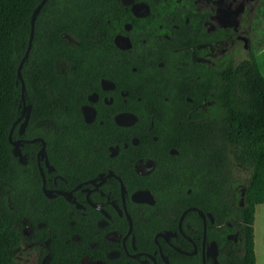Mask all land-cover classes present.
<instances>
[{"label": "flooded vegetation", "instance_id": "1", "mask_svg": "<svg viewBox=\"0 0 264 264\" xmlns=\"http://www.w3.org/2000/svg\"><path fill=\"white\" fill-rule=\"evenodd\" d=\"M258 2L98 3L94 34L89 48L77 52L76 68L67 61L57 65L61 76L75 74L78 112L98 143L80 148L74 163L64 154L59 170L51 165L47 147L41 160L46 188L55 195L49 199L62 198L61 212L69 226L89 230L95 239L90 248L99 243L106 247V259L85 256L81 264L120 259L125 264H171L172 250L203 264L204 254L217 243L209 240V229L224 246L217 244L216 259L206 262L241 264L246 235L240 219H226V212H238L243 205V182L250 168L226 163L222 155L223 160L209 161L207 148L192 143L195 131L189 126L211 118L210 109L218 101L216 86L224 80L227 63L239 65V57L242 60L252 45L242 44V33L253 27ZM64 37L80 44L71 35ZM23 121L18 124L22 136L28 127L21 133ZM25 144L40 145L31 150L40 172L42 143ZM41 180L43 190L42 175ZM227 199L232 209L226 207ZM26 224L31 237L34 229ZM73 238L80 240L78 234ZM40 245L46 250L40 264H49V241Z\"/></svg>", "mask_w": 264, "mask_h": 264}, {"label": "trees", "instance_id": "2", "mask_svg": "<svg viewBox=\"0 0 264 264\" xmlns=\"http://www.w3.org/2000/svg\"><path fill=\"white\" fill-rule=\"evenodd\" d=\"M41 1L0 0V264H21L15 250L24 242H34L40 248L39 264L46 255L40 244L46 241L49 264H81L85 256L106 259L103 243L94 249L89 247L95 240L89 237V230L69 226L61 212L62 198L49 199L44 194L36 155L31 152L40 145L25 144L21 161L9 141L10 131L22 112L17 69L28 46L32 14ZM100 2L49 0L37 18L33 48L23 67L26 100L32 112L25 134H19L18 125L13 139L44 138L49 161L58 170L64 154L67 161L74 163L80 148L98 143L80 118V87L75 74L63 77L57 65L67 61L76 68L77 52L89 48ZM262 20L264 0H259L253 27ZM66 34L80 44H70ZM262 35L244 51L239 65L227 63L224 80L216 86L218 101L210 109L211 118L189 126L195 131L192 143L207 148L209 161L223 160L222 155L226 163L237 162L250 168L244 182L243 205L237 207L238 212H226V219H240L246 235L241 264H256L253 225L257 206L264 204V76L256 58L264 49V29ZM226 207L232 209L228 199ZM26 223L34 229L31 237L24 235ZM76 234L80 240H74ZM208 236L210 241L224 246L211 229ZM223 238L226 241L225 235ZM178 246L185 249L179 243ZM168 256L171 264H202L200 259L173 250ZM111 264L125 263L120 259Z\"/></svg>", "mask_w": 264, "mask_h": 264}, {"label": "water", "instance_id": "3", "mask_svg": "<svg viewBox=\"0 0 264 264\" xmlns=\"http://www.w3.org/2000/svg\"><path fill=\"white\" fill-rule=\"evenodd\" d=\"M48 1L49 0H42L40 2V4L36 7V9L34 10V12L32 14V18H31V32H30L28 46H27V49L25 51V54H24V56H23V58H22V60H21V62L19 64V66H18V69H17V77H18L19 82L21 83V107H22V112H21V116L14 123V125H13V127H12V129L10 131L9 141L14 147V155L16 157L20 158L21 161L23 160V155H22L21 148L23 147V145L25 143H37V142L42 143V148H41V150L38 153V163H39V168H40L41 175L43 177V190H44L45 195L48 198H53V197H55V195L53 194V191H51V190L46 188L45 173H44L43 167L41 166V160H44L45 157L47 156L46 155V147H47L46 141L43 138H36V139H33V140H14L13 139V134H14V130H15L16 126L22 120H24L21 123V130H20L21 133H24V131H25V129L28 126L29 121H30L32 106L27 104V100H26L27 88H26L25 80L23 78L22 71H23V67H24L26 61L28 60V58H29V56L31 54L32 48H33V42H34V37H35V27H36L37 18L40 15L42 9L44 8V6L47 4ZM46 164L49 165L48 164V160L46 161ZM65 195H69V194H65ZM200 213L205 218L204 214L202 212H200ZM186 214H187V212H185L183 214V216L181 218V222L184 219ZM204 234H205V237H206L207 236V226L206 225H205V228H204ZM178 251L181 252V253L186 254L185 252H182L180 250H178ZM196 251L197 250H195V253H196ZM217 255H218V245H217V243H213L211 245L209 251H208L207 256L204 254L203 264H207V262H206L207 258L216 259ZM165 262L167 264H170L167 260H165Z\"/></svg>", "mask_w": 264, "mask_h": 264}, {"label": "rangeland", "instance_id": "4", "mask_svg": "<svg viewBox=\"0 0 264 264\" xmlns=\"http://www.w3.org/2000/svg\"><path fill=\"white\" fill-rule=\"evenodd\" d=\"M263 29H264V20H262L261 22L258 21V24H256L254 27L250 26L248 29H246V32L242 33L243 36L242 44L243 45L247 43L249 44L251 42L256 44V42L259 41V39L263 36L262 35ZM243 51L244 49H241V54L243 53ZM240 61H241V57H239L238 63ZM257 210L259 212V219L264 220V205L258 206ZM24 235L26 237H29L31 235V229L28 224H25ZM41 247L45 248L44 245H42ZM260 251H261L259 253L260 262H261L260 264H264V255L262 257V254L264 253L263 241H261L260 243ZM39 254H40V248H37L35 244L29 242H24L20 248L15 250L16 260L21 264H39L38 263ZM84 263L89 264L88 262H84Z\"/></svg>", "mask_w": 264, "mask_h": 264}, {"label": "crops", "instance_id": "5", "mask_svg": "<svg viewBox=\"0 0 264 264\" xmlns=\"http://www.w3.org/2000/svg\"><path fill=\"white\" fill-rule=\"evenodd\" d=\"M257 63L260 68V71L262 75L264 76V49L260 51L257 56ZM264 204L258 205L262 206ZM257 206V207H258ZM254 250H255V255H256V264H260V243L263 241V246H264V220L259 219V212L256 208L255 212V221H254ZM264 253L262 254L263 257Z\"/></svg>", "mask_w": 264, "mask_h": 264}]
</instances>
